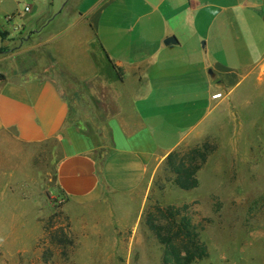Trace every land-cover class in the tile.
Wrapping results in <instances>:
<instances>
[{
    "label": "crops",
    "instance_id": "crops-1",
    "mask_svg": "<svg viewBox=\"0 0 264 264\" xmlns=\"http://www.w3.org/2000/svg\"><path fill=\"white\" fill-rule=\"evenodd\" d=\"M18 1L0 0V141H54L73 201L138 196L150 159L204 119L214 81L232 87L264 57V0Z\"/></svg>",
    "mask_w": 264,
    "mask_h": 264
},
{
    "label": "rangeland",
    "instance_id": "rangeland-1",
    "mask_svg": "<svg viewBox=\"0 0 264 264\" xmlns=\"http://www.w3.org/2000/svg\"><path fill=\"white\" fill-rule=\"evenodd\" d=\"M24 4L43 6L19 0L17 9ZM37 12L19 23L27 29ZM233 78L232 87L214 81L204 119L173 151L150 159L131 199H65L54 141H0V233L12 231L14 251L3 264H163L155 233L166 236L162 216L170 214L202 247L191 264H264V57Z\"/></svg>",
    "mask_w": 264,
    "mask_h": 264
},
{
    "label": "trees",
    "instance_id": "trees-1",
    "mask_svg": "<svg viewBox=\"0 0 264 264\" xmlns=\"http://www.w3.org/2000/svg\"><path fill=\"white\" fill-rule=\"evenodd\" d=\"M116 72L120 75V69H117ZM175 172L180 175L183 173V168L177 169ZM179 184L183 188H188L184 180L183 183L181 181ZM158 212L160 211L158 210ZM162 217L166 222L167 234L166 236L162 235L159 231L155 233V237L161 245L165 246L163 264H168L170 257L176 260L177 264H191L195 258H200L203 255V250L199 245L196 234L189 229V224L184 223L183 220L176 221L173 214L168 215L167 218ZM160 226L157 225L158 229ZM151 228L155 229L153 226Z\"/></svg>",
    "mask_w": 264,
    "mask_h": 264
},
{
    "label": "built area",
    "instance_id": "built-area-1",
    "mask_svg": "<svg viewBox=\"0 0 264 264\" xmlns=\"http://www.w3.org/2000/svg\"><path fill=\"white\" fill-rule=\"evenodd\" d=\"M28 9H29V8H28V5L25 4V5L23 6L22 11H23V12H27ZM12 19H13V17H12L11 15H6L5 17H3V20H4L5 22H7V23H10V21H12Z\"/></svg>",
    "mask_w": 264,
    "mask_h": 264
},
{
    "label": "water",
    "instance_id": "water-1",
    "mask_svg": "<svg viewBox=\"0 0 264 264\" xmlns=\"http://www.w3.org/2000/svg\"><path fill=\"white\" fill-rule=\"evenodd\" d=\"M171 40H173V39H171V38L169 37V38H167V39L165 40L164 43H166V42H168V41H171Z\"/></svg>",
    "mask_w": 264,
    "mask_h": 264
}]
</instances>
